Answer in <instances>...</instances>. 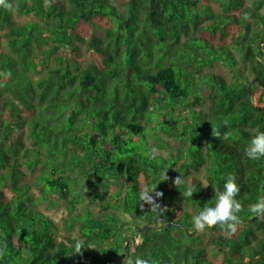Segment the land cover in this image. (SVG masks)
Masks as SVG:
<instances>
[{
	"label": "trees",
	"instance_id": "16d2710c",
	"mask_svg": "<svg viewBox=\"0 0 264 264\" xmlns=\"http://www.w3.org/2000/svg\"><path fill=\"white\" fill-rule=\"evenodd\" d=\"M9 2L12 10L0 7V72L11 71L0 87V264H123L129 256L215 264L198 234L224 264H264V219L246 220L264 196V157L245 155L264 131V98L254 99L256 84L264 93V0H125L124 9L114 0ZM13 11L29 18L13 22ZM96 17L107 23L102 36ZM218 60L231 81L202 71ZM204 97L210 103L196 110ZM154 111L162 124L148 131ZM25 168L38 169L35 197ZM229 173L244 221L232 235L220 226L196 232L192 217L214 206ZM179 175L186 183L175 187ZM78 179L99 207L78 209ZM155 185L160 210L142 209L141 193ZM52 198L70 212L65 228L77 224L76 236L57 239L38 206ZM158 214L166 219L145 230L130 223Z\"/></svg>",
	"mask_w": 264,
	"mask_h": 264
},
{
	"label": "clouds",
	"instance_id": "9594fccd",
	"mask_svg": "<svg viewBox=\"0 0 264 264\" xmlns=\"http://www.w3.org/2000/svg\"><path fill=\"white\" fill-rule=\"evenodd\" d=\"M0 7L6 10H12L13 5L9 0H0ZM11 77V71L0 72V87H4V82H6ZM231 135V133H225V138ZM220 133L216 131L215 137L219 138ZM155 150H152L148 155H152ZM245 155L252 160L260 159L264 157V131H258L250 141L249 146L245 150ZM168 177L166 172L164 173V179L167 180ZM186 181L180 175L175 177L173 184L175 187L184 185ZM156 186L151 188H145L140 195V207L143 209L144 205L150 206L151 210H160V205L156 203V199L161 197L163 193L155 191ZM207 185H205L206 187ZM194 189L189 185L184 193L187 197H192ZM154 193V195H153ZM240 193V186L236 182L235 175L229 173L226 177V181L223 185V190L215 191V204L214 206H206L199 212V214L192 217V223L194 229L198 233H203L206 229H211L216 226L228 233L229 235L234 234L237 231L238 225L241 223L239 213L243 211V205L237 196ZM249 211L255 215L256 218L264 219V196L258 198L257 202L249 206ZM83 244L80 241L76 242L75 251L79 253L83 248ZM0 251V255H2ZM123 264H157V261L151 258L145 259L140 256H129L124 258Z\"/></svg>",
	"mask_w": 264,
	"mask_h": 264
},
{
	"label": "rangeland",
	"instance_id": "374dc122",
	"mask_svg": "<svg viewBox=\"0 0 264 264\" xmlns=\"http://www.w3.org/2000/svg\"><path fill=\"white\" fill-rule=\"evenodd\" d=\"M115 2H117L119 8L124 9L125 7V0H114ZM211 7L213 8H218L219 5L217 2L215 1H209ZM143 6V4H142ZM144 7V6H143ZM142 7V8H143ZM264 10V8H263ZM12 21L13 22H20V21H24L26 19H28L29 17L27 15H18L15 11L12 12ZM94 20L96 22H98L100 25L99 27L96 28V33L99 36L103 35V26L104 24H107L105 21V18H94ZM79 30L82 33H88L90 31V24L87 23H82L81 25H79ZM263 43V42H262ZM261 43V44H262ZM233 53L235 55H238L237 51H233ZM86 53L83 52V49L80 48V51L78 54H76L77 56H82L85 55ZM36 70L32 71V75L34 77L39 75L38 67L36 66L35 68ZM202 71L205 72H215V73H219L221 75L224 76V78L226 79V81H231V70L230 67L224 63L221 60L218 61H214L211 65H205L202 68ZM256 91H255V100L258 102L259 99H263L264 98V93L262 91V87L256 84ZM205 95V94H203ZM210 103L209 98L208 97H204V98H200L199 101L193 106L196 110L197 109H201V108H205V106L207 105V103ZM162 115L159 114L158 111H154L153 115L150 118V121L146 124V129L148 131L151 130H156L159 129L160 130V126L162 124ZM178 143V142H177ZM26 171V175L24 177L23 180H26L28 182H30L31 185V190H32V197H35L39 194V190L37 185H35L33 183L34 181V177L36 175V173L38 172V169H34L33 171L29 170L28 168H25ZM203 169L199 170L198 172H195V174H197L199 177L202 178L203 176ZM75 182V191H74V195H73V201L76 202V204L78 205V209L81 211L82 209H84L85 207H90V208H95V207H99L101 204V201L99 200H92L90 198H88L86 196V191L84 189V185L82 183L81 180H74ZM39 208L42 209L46 214H48L50 217H52L56 223V225L58 226V229L56 230V236L57 239L58 238H64L67 236H76L77 235V224H73L72 227L70 229H66L65 228V219L68 218L70 216V212L68 211V209L66 208V206L59 202L58 200L55 199H50L49 201H41L38 204ZM117 213L122 215V211L121 210H116ZM191 234V233H190ZM193 234V232H192ZM197 240L199 244L204 245L207 250H208V257L215 263V264H224L221 260V256L220 255H216L212 252H210V248L212 246V244L208 241V237L204 234H198L197 235Z\"/></svg>",
	"mask_w": 264,
	"mask_h": 264
},
{
	"label": "water",
	"instance_id": "95a60500",
	"mask_svg": "<svg viewBox=\"0 0 264 264\" xmlns=\"http://www.w3.org/2000/svg\"><path fill=\"white\" fill-rule=\"evenodd\" d=\"M248 86H249V85H248ZM159 218L166 219V217L163 216L162 214H158V215L154 218V220H153L151 223H146V224H143V225H141V226L136 225L134 222H130V223H132V225H134V226L137 227V228L139 227V228H141L142 230H145V229H147L148 227L155 225L156 222H157V220H158ZM254 218H255V215L249 217V218L246 219V220H248V221H252ZM241 221H244V219H241ZM126 245H127V240L125 241V249H126Z\"/></svg>",
	"mask_w": 264,
	"mask_h": 264
},
{
	"label": "built area",
	"instance_id": "2783aa9c",
	"mask_svg": "<svg viewBox=\"0 0 264 264\" xmlns=\"http://www.w3.org/2000/svg\"><path fill=\"white\" fill-rule=\"evenodd\" d=\"M136 240H137V238H136Z\"/></svg>",
	"mask_w": 264,
	"mask_h": 264
}]
</instances>
